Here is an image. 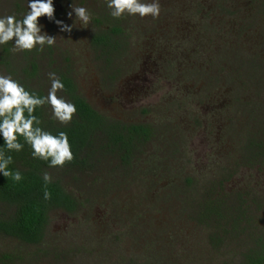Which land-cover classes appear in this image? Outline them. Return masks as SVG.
Instances as JSON below:
<instances>
[{"label":"rangeland","instance_id":"374dc122","mask_svg":"<svg viewBox=\"0 0 264 264\" xmlns=\"http://www.w3.org/2000/svg\"><path fill=\"white\" fill-rule=\"evenodd\" d=\"M159 3L156 18L127 13L113 18L106 0H53L54 20L39 18L42 31L56 37L53 46L14 52L12 42L0 45V75H10L47 96L49 73L59 78L69 72L98 111L153 128L129 166L106 154L81 167L44 168L43 174L75 197L78 208L72 213L52 210L39 244L0 234V264H239L248 236L264 233V159L245 165L239 146L243 140L238 137L244 135L245 140L248 130L264 141V134L262 139L258 135L263 122L252 121L263 113L264 99L260 92L255 96V88L246 91L252 107L237 108L229 136L218 123L225 120L209 106L214 95L216 102L230 97L226 88L232 77V85L239 84L236 78L246 67L237 62L239 57L260 59L258 69L264 64V25L252 20L249 26L238 19L241 14L247 19L248 0ZM27 4L28 0H0V17L14 14L22 19L29 11ZM198 4L202 12L196 16ZM222 5L234 10L232 17ZM75 7L88 10L87 25L75 13L68 16ZM227 18L228 31L219 24ZM55 20L73 25L72 31L62 32ZM117 22L127 41L114 61L123 72L113 79L106 78L104 62L96 59L91 37ZM259 71L264 79V68ZM57 95L66 100L62 91ZM45 110L55 119L50 105ZM211 198L230 209V225L240 213L242 232L223 233L211 218L205 224L200 213ZM240 204L242 211L237 209Z\"/></svg>","mask_w":264,"mask_h":264},{"label":"trees","instance_id":"16d2710c","mask_svg":"<svg viewBox=\"0 0 264 264\" xmlns=\"http://www.w3.org/2000/svg\"><path fill=\"white\" fill-rule=\"evenodd\" d=\"M232 3L234 9V2ZM198 7L196 16L202 12V7L199 4ZM225 7L228 9L227 14L232 17L235 13L233 12L234 10L230 6H221V8ZM247 7L248 12L245 13V18L247 19L242 17L244 14H241L238 19L248 21L249 26H251L252 20H255L257 25L260 23L264 25V0H248ZM227 14L224 16H227ZM228 18L225 23L223 19H220L219 22L226 31H228L231 21V19L228 21ZM126 41L127 35L119 25V22L112 24L106 29L97 30L91 37V44L97 52L95 55L96 59L104 62L109 72H119L118 67L114 65V59L124 51L123 48ZM237 62L244 63L246 67L243 69L242 77L236 78L239 84L232 85V80H235L234 77L227 84L226 90L233 96L226 97L230 98L233 106L232 117L230 116L231 126L233 122L237 121L236 118L238 117L235 116L238 113L237 108L249 105L247 103V94H249L246 93L247 90L255 88V96L258 97V92H260L262 102L264 99V79H261L262 77L258 73L260 69L264 68V64L258 69L260 59L256 61L255 57L245 58V60H243V57H239ZM244 73L245 75L250 74L244 77ZM59 79L64 84L62 92L66 100L73 103L76 107V113L71 122L62 124L57 119L47 117L46 104L43 107H38L34 115L40 120L39 126L42 129L51 132L53 135H58L59 132L67 134L74 159L63 167H81L87 162L91 164L93 159L97 158V155L106 154L118 158L122 164L129 166L136 151L151 138L153 133L152 126L145 122L126 123L108 117L96 110L79 93L76 83L69 77V72L60 73ZM22 85L26 90L37 96L45 97L42 90L25 84ZM238 91L240 92L238 93ZM263 103H258L261 104L260 107L263 111L259 115L263 116L260 117L255 114L252 118V121L258 118V121L263 122L260 123L261 128L260 132H258L261 139L263 136L260 134L264 133ZM250 106L252 107V105L248 107ZM240 113L243 115L245 112ZM251 113L252 109L248 110L243 116L248 118ZM228 128L230 127L228 126ZM238 137L241 138V143L243 140V143L239 146H242L240 149L243 150V163L245 165H252L264 159V141L262 142L255 136L253 137L248 133V130L245 134V140L244 135H239ZM20 142L24 143L23 138H21ZM3 148H5V145L2 137H0V149ZM8 154L13 157V163L9 165V169L13 172L19 170L23 178L17 182L11 177H4L0 174V204L3 207V211L0 212V234L25 244L36 245L43 239L49 213L55 209H61L69 213L75 212L78 208V202L58 181L52 179L49 183L44 181V168L50 167V162L33 158L30 145L24 143L22 151ZM45 190L50 193L49 199H45ZM220 203L214 198L204 201L200 215L206 217L205 224H208L207 220L211 218L215 221L217 228H222L221 231L223 233L231 232V234L235 235L237 232H242V229L239 228V222L243 220L240 213L235 214L236 218H230L233 221V225H230L228 221L230 209ZM237 209L242 211L243 205H238ZM225 225L231 226L232 229L229 230ZM248 238V247L243 252L239 264H264V233H254ZM213 240L215 239L212 238L211 242ZM217 241H220L219 237ZM2 258L7 259V255L3 254Z\"/></svg>","mask_w":264,"mask_h":264},{"label":"clouds","instance_id":"9594fccd","mask_svg":"<svg viewBox=\"0 0 264 264\" xmlns=\"http://www.w3.org/2000/svg\"><path fill=\"white\" fill-rule=\"evenodd\" d=\"M107 7L111 9L113 18H120L125 13L139 15L141 18L152 16L156 18L160 13L159 0H106ZM29 11L22 19L7 15L0 17V45L13 43V51H32L37 46L43 50L45 45L53 46L56 37L42 31L39 18L47 17L54 20L55 8L53 0H28ZM75 13L84 25L91 20V15L84 7L72 8L68 13L71 17ZM62 32H71L73 25H66L60 20H55ZM14 41V42H13ZM51 87L47 96L40 97L28 91L10 75H0V137L5 148L0 149V174L11 177L14 181L22 180L19 170L12 171L9 165L13 163V157L8 154L20 152L24 143L30 145L33 158L48 160L50 167H63L74 159L71 145L65 132L53 135L42 129L40 120L34 115L38 107L50 105L52 114L62 124L70 123L76 113V107L63 97L57 95L64 89V84L55 73H49ZM23 138L24 143L20 140ZM46 183L51 182L49 174L43 177ZM45 199L50 198V193L45 190Z\"/></svg>","mask_w":264,"mask_h":264},{"label":"flooded vegetation","instance_id":"af4514ba","mask_svg":"<svg viewBox=\"0 0 264 264\" xmlns=\"http://www.w3.org/2000/svg\"><path fill=\"white\" fill-rule=\"evenodd\" d=\"M124 52L122 51L121 53H120V55H118V57L117 58H115L114 59V61L116 60V59H118L122 54H123ZM114 65L116 66V67H118V69H119V72L118 73H113V72H109L108 71V69H106L105 68V71H106V74H105V72L103 73V74H105V76H106V78H115V76L117 75V77H116V79L117 78H119L120 76H121V74H122V72H123V70L121 69V68H119V65H116L115 63H114ZM100 70L101 69H103L102 67H100L99 68ZM117 69V70H118ZM104 70V69H103ZM113 78V79H114ZM77 89H78V86H77ZM79 91V90H78ZM80 94H81V92H79ZM82 95V94H81ZM83 96V95H82ZM84 97V96H83ZM211 99L213 100V102H214V104L213 105H209V106H213L214 108H217V110H218V117L219 118H223L225 121H220V120H218V123L219 124H221L222 126H224L225 128H224V132H225V134H227V136H229V133H228V131H230L231 132V134L233 133V131H231V122H230V118L232 117V109H233V106H232V104H231V101H230V98L227 100L226 99V97H224L223 98V100L222 101H219V102H216V97H215V95L213 96V97H211ZM87 100V99H86ZM88 101V100H87ZM89 102V101H88ZM90 103V102H89ZM91 104V103H90ZM92 105V104H91ZM93 106V105H92ZM94 107V106H93ZM95 108V107H94ZM96 109V108H95ZM97 110V109H96ZM212 111H213V108H212ZM231 116V117H230ZM236 116V115H235ZM109 117V116H108ZM122 121V120H121ZM123 122H125V121H123ZM126 123H129V122H126ZM144 123V122H143ZM234 123V122H233ZM227 125L230 127V128H227ZM264 134V133H263Z\"/></svg>","mask_w":264,"mask_h":264}]
</instances>
